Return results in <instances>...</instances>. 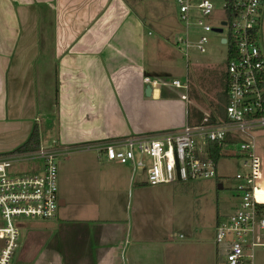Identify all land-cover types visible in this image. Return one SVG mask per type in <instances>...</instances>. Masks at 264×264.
<instances>
[{
    "label": "crops",
    "instance_id": "crops-1",
    "mask_svg": "<svg viewBox=\"0 0 264 264\" xmlns=\"http://www.w3.org/2000/svg\"><path fill=\"white\" fill-rule=\"evenodd\" d=\"M135 8L128 0H0V140L11 141L10 150H0V155L24 143L44 115L58 113L57 143L63 145L200 121L203 108L193 96L197 93L189 94L191 85L183 100L184 93L169 91L161 80L169 56L167 23L161 14ZM105 177L111 183L100 193L115 201L104 205L102 219L64 221L63 264H119L116 249L129 230L132 235V227L123 223L116 202L143 183L131 184L127 173ZM67 199L61 198L59 187V208ZM91 209L86 206L83 213ZM155 261L145 264H184L187 259Z\"/></svg>",
    "mask_w": 264,
    "mask_h": 264
},
{
    "label": "built area",
    "instance_id": "built-area-1",
    "mask_svg": "<svg viewBox=\"0 0 264 264\" xmlns=\"http://www.w3.org/2000/svg\"><path fill=\"white\" fill-rule=\"evenodd\" d=\"M216 1L221 2L223 12L216 28L222 32L227 29L220 43L227 47L230 37L235 49V55L226 59L225 118L207 115L181 128L73 145L53 142L33 151L0 155V264H12L21 246V234L15 225L18 220H57L61 158L94 152L100 161L127 166L131 184L156 186L215 178L213 146L219 148L220 156L243 160V171L233 179L239 195L237 208L217 220L214 242L224 246L225 264H256V250L264 249V163L256 153L254 135L264 129V52L257 43L264 0H233L231 5L227 0H176L178 20L186 28V35L178 39L176 48L185 57L189 48L205 53V34L214 32L202 19L192 18V12L208 17L214 12ZM191 24L203 33L193 42L187 34ZM144 82L152 84L149 78H144ZM170 86L188 91V85L178 80ZM181 99H186L185 94ZM22 160L40 164L33 173L11 172V165Z\"/></svg>",
    "mask_w": 264,
    "mask_h": 264
},
{
    "label": "rangeland",
    "instance_id": "rangeland-1",
    "mask_svg": "<svg viewBox=\"0 0 264 264\" xmlns=\"http://www.w3.org/2000/svg\"><path fill=\"white\" fill-rule=\"evenodd\" d=\"M128 2L134 8L138 6L136 8L140 12L144 10L161 14L167 23L169 34L165 45L169 56L167 74L161 79L167 84L166 89L178 95L187 94L188 91L175 89L169 84L173 80H178L181 84L191 85L189 94L197 93L193 96L203 108L199 114L204 117L215 113V105L220 103L219 97L225 83L227 47L220 43V38L226 36L227 29H223L222 34L216 32L205 34L208 39L205 53L201 54L195 48H189L185 57L176 48L178 39L186 35L185 26L178 20L176 0H128ZM215 6L210 16L202 17L192 12V18L198 17L216 28L218 22L223 19V12L220 9V1H216ZM191 22L194 23L195 19H191ZM187 34L189 40L193 42L203 33L191 24L187 28ZM257 43L264 52V7L260 15ZM195 76L199 79L193 82ZM203 80L206 83L204 82L205 86L200 90L199 83ZM40 106L44 107L42 101ZM56 115L54 114L53 118L44 115L38 118L37 123L33 122L38 124L42 146L60 140L56 125L59 121L58 113ZM152 118L155 120L157 117ZM52 123L55 124L54 127ZM127 133L126 136L134 134ZM254 135L256 153L264 163V129L256 131ZM10 142L7 138L0 140V150H10ZM242 163L241 158L223 155L217 162V175L213 179L156 186L135 184L129 197L127 193L119 196L116 204L123 211L122 221L125 226L132 227V235L129 230L123 239L122 247L116 249L118 263L135 264L134 261L137 260L145 264L160 257H178L187 259L184 264H196L201 261H205L206 264H225L224 246L214 242V229L217 219L228 216L237 208L239 195L233 179L236 173L243 171ZM39 164V161H17L11 165L10 171L19 174L33 173ZM123 173L130 175V169L116 162H101L94 152L73 153L61 158L59 187L61 198L68 196L66 205L59 208L57 222L18 220L15 225L21 234V246L15 253L12 264H63L62 251L67 238L62 224L64 221L96 219L98 216L102 219L104 205L115 201L100 193V189L111 183L105 176L109 174L119 176ZM219 185H222L221 188ZM86 206H92L90 214L83 213ZM1 227L3 225L0 224ZM69 258L67 256L68 260ZM255 262L264 264V249L256 250Z\"/></svg>",
    "mask_w": 264,
    "mask_h": 264
},
{
    "label": "trees",
    "instance_id": "trees-1",
    "mask_svg": "<svg viewBox=\"0 0 264 264\" xmlns=\"http://www.w3.org/2000/svg\"><path fill=\"white\" fill-rule=\"evenodd\" d=\"M228 4L231 5L233 0H227ZM228 39V44H227V59L231 58L235 55V49H234V44L232 42V40L230 39V37H227ZM226 89H227V75H225V83L223 86V92L221 94V96L219 97V104L215 105V110L216 113L218 114V116L222 119L225 118L224 116V106L226 105ZM202 117L201 115L199 116L198 120H201ZM40 145V140H39V130L37 125H33L31 132L28 136V138L26 139V141L24 143H22L19 147H17L15 150H13V153H22V152H27V151H33L36 150ZM211 156L213 157V159L217 162L221 156L219 155V148H217V146H213L212 152H211ZM264 207V205H263Z\"/></svg>",
    "mask_w": 264,
    "mask_h": 264
},
{
    "label": "water",
    "instance_id": "water-1",
    "mask_svg": "<svg viewBox=\"0 0 264 264\" xmlns=\"http://www.w3.org/2000/svg\"><path fill=\"white\" fill-rule=\"evenodd\" d=\"M223 24H224V23H223ZM213 31L216 32V33H222V29H220V28H214ZM222 43H225V41L222 40ZM144 94H145V96H149V94H150V87H149V86L147 87V89H146V91L144 92ZM219 187L221 188V185H219Z\"/></svg>",
    "mask_w": 264,
    "mask_h": 264
},
{
    "label": "bare ground",
    "instance_id": "bare-ground-1",
    "mask_svg": "<svg viewBox=\"0 0 264 264\" xmlns=\"http://www.w3.org/2000/svg\"><path fill=\"white\" fill-rule=\"evenodd\" d=\"M261 199H262V201H264V196L263 197L261 196Z\"/></svg>",
    "mask_w": 264,
    "mask_h": 264
}]
</instances>
